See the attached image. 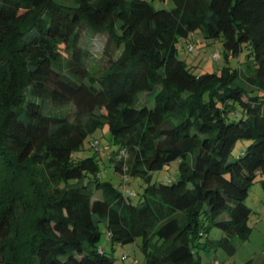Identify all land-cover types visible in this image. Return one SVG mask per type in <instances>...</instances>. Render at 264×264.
Listing matches in <instances>:
<instances>
[{"label": "trees", "instance_id": "trees-1", "mask_svg": "<svg viewBox=\"0 0 264 264\" xmlns=\"http://www.w3.org/2000/svg\"><path fill=\"white\" fill-rule=\"evenodd\" d=\"M172 3L0 0V264H113L107 241H138L144 264H202L199 249L248 236L244 200L257 179L264 192V0ZM193 33L220 43L218 70L178 57ZM99 149L142 190L101 179ZM173 160L177 178L152 179Z\"/></svg>", "mask_w": 264, "mask_h": 264}, {"label": "rangeland", "instance_id": "rangeland-1", "mask_svg": "<svg viewBox=\"0 0 264 264\" xmlns=\"http://www.w3.org/2000/svg\"><path fill=\"white\" fill-rule=\"evenodd\" d=\"M152 4L155 7H170L172 6V0H152ZM192 42L194 50L187 49V43ZM210 39H206L199 33H193L191 38H179L177 46V55L179 58L185 59L188 64H196L195 71L203 72L206 70H218L221 65V45L218 41L213 43L209 42ZM213 53H219L220 57L214 59ZM244 58L237 56L230 57V64L239 68L244 72L246 64L243 61ZM103 109V107H102ZM102 130L95 131L94 135L99 136ZM103 131L107 132V128H103ZM105 139L101 138L100 144L103 148ZM248 140L240 139L236 142L235 147L230 155L231 158L235 157L241 152V149L247 145ZM87 144V141H85ZM101 148V149H102ZM100 151V172L101 179L110 180L114 185L119 186L120 189L127 187L134 192H140L142 190V180L140 177H129L128 181L122 183L121 175L114 170L112 163L108 160L104 149ZM177 161L173 160L170 163L163 166L161 169L154 170L152 172L153 180H165L166 178H177ZM132 199H136L135 196H131ZM244 203L251 209L248 223L251 230L247 237L241 239L238 236H233L232 244L234 250L229 253L223 247H207L199 249V252L195 254L202 264H208L214 255L223 264H245L247 260H251L253 264L259 263L264 258V192L260 181L255 180L248 191V194L244 200ZM223 234V231L213 226L211 227L208 237L211 239H217ZM104 235L103 241H104ZM105 249L113 257V264H144V255L138 245V241H134L127 244H120L113 242L112 244L107 241L104 243Z\"/></svg>", "mask_w": 264, "mask_h": 264}, {"label": "built area", "instance_id": "built-area-1", "mask_svg": "<svg viewBox=\"0 0 264 264\" xmlns=\"http://www.w3.org/2000/svg\"><path fill=\"white\" fill-rule=\"evenodd\" d=\"M187 48H188L189 50H192V49H193V45H188ZM218 56H219L218 53H213V54H212V57H213V58H218ZM92 143L95 144L96 141H93ZM212 264H219V261H218L217 259H214V260L212 261Z\"/></svg>", "mask_w": 264, "mask_h": 264}]
</instances>
